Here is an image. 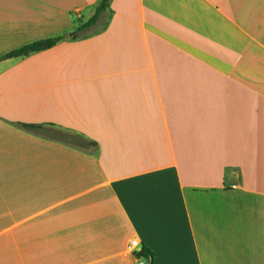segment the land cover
I'll return each instance as SVG.
<instances>
[{"label": "crops", "instance_id": "0c3cea01", "mask_svg": "<svg viewBox=\"0 0 264 264\" xmlns=\"http://www.w3.org/2000/svg\"><path fill=\"white\" fill-rule=\"evenodd\" d=\"M100 2L0 0V263L264 264V0Z\"/></svg>", "mask_w": 264, "mask_h": 264}, {"label": "trees", "instance_id": "16d2710c", "mask_svg": "<svg viewBox=\"0 0 264 264\" xmlns=\"http://www.w3.org/2000/svg\"><path fill=\"white\" fill-rule=\"evenodd\" d=\"M112 0H101L99 3L96 12L93 17H91L86 23H82L79 28L78 32H81L83 30L89 29L90 27L94 26L96 22L98 21L99 16L101 15L102 12H104L106 9L110 7ZM65 37H56V38H48L44 40H39L33 43H30L20 49L14 50L11 53H8L1 59H6V58H17V57H27L30 56L34 53H39L42 51L49 50L53 48L55 45H57L59 42H61ZM19 127L23 130L26 131H39L42 129L41 125H35V124H19ZM52 139H61V137L57 136L55 133L52 136H48ZM63 140V139H61ZM137 258L139 259H145L149 260L150 264H153L154 262V253L146 248L142 247L141 251L136 254Z\"/></svg>", "mask_w": 264, "mask_h": 264}, {"label": "rangeland", "instance_id": "374dc122", "mask_svg": "<svg viewBox=\"0 0 264 264\" xmlns=\"http://www.w3.org/2000/svg\"><path fill=\"white\" fill-rule=\"evenodd\" d=\"M47 129L53 131L54 127L49 126V127H47ZM51 131H47L45 133L46 134H50L51 136L54 135V133L56 134V132H51ZM60 134L62 135V137H64V139L70 140V141H72L74 143L79 142V140L77 138H75L76 136L71 134V133H68V132L64 131V132H60ZM95 150H96V148H92V151H95ZM7 243H9V242H7ZM7 243H6V245H7ZM4 244L5 243L2 242L1 245H4ZM4 248H6V249H4ZM2 249L3 250L10 249V251H13L15 249L16 250V254H21L22 253V242L21 241L15 242V246L14 247L13 246H0V250H2ZM9 254H12V253H9ZM17 263H19V262H17ZM0 264H7V263H0Z\"/></svg>", "mask_w": 264, "mask_h": 264}, {"label": "built area", "instance_id": "2783aa9c", "mask_svg": "<svg viewBox=\"0 0 264 264\" xmlns=\"http://www.w3.org/2000/svg\"><path fill=\"white\" fill-rule=\"evenodd\" d=\"M137 247H139V243L138 241L134 240L130 243L129 249L134 250Z\"/></svg>", "mask_w": 264, "mask_h": 264}, {"label": "water", "instance_id": "95a60500", "mask_svg": "<svg viewBox=\"0 0 264 264\" xmlns=\"http://www.w3.org/2000/svg\"><path fill=\"white\" fill-rule=\"evenodd\" d=\"M144 264H150V261L147 259Z\"/></svg>", "mask_w": 264, "mask_h": 264}]
</instances>
